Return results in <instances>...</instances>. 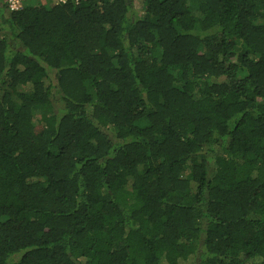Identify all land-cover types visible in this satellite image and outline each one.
<instances>
[{"label":"trees","instance_id":"obj_1","mask_svg":"<svg viewBox=\"0 0 264 264\" xmlns=\"http://www.w3.org/2000/svg\"><path fill=\"white\" fill-rule=\"evenodd\" d=\"M0 0V264H264V0Z\"/></svg>","mask_w":264,"mask_h":264},{"label":"built area","instance_id":"obj_2","mask_svg":"<svg viewBox=\"0 0 264 264\" xmlns=\"http://www.w3.org/2000/svg\"><path fill=\"white\" fill-rule=\"evenodd\" d=\"M32 0H3L4 4L10 11H17L22 8L27 2ZM56 3H64L66 0H54Z\"/></svg>","mask_w":264,"mask_h":264},{"label":"rangeland","instance_id":"obj_3","mask_svg":"<svg viewBox=\"0 0 264 264\" xmlns=\"http://www.w3.org/2000/svg\"><path fill=\"white\" fill-rule=\"evenodd\" d=\"M140 2L137 0V1H135V9L136 10H138L139 9V7H140V4H139Z\"/></svg>","mask_w":264,"mask_h":264}]
</instances>
